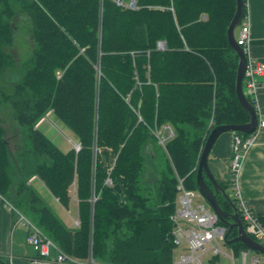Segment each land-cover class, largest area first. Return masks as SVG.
<instances>
[{
    "label": "trees",
    "instance_id": "1",
    "mask_svg": "<svg viewBox=\"0 0 264 264\" xmlns=\"http://www.w3.org/2000/svg\"><path fill=\"white\" fill-rule=\"evenodd\" d=\"M129 1L0 0V79L16 66L6 49L17 18L32 38L14 84L4 90L0 80V105L11 107L20 140L13 150L0 123V196L68 255L173 264L177 178L196 189L209 131L250 120L236 96L238 57L226 34L236 1ZM47 113L74 134L78 151H61L36 126ZM166 124L174 136L161 148L155 130ZM158 156V175L154 168L145 177L146 162ZM32 176L66 209L74 184V228L43 202Z\"/></svg>",
    "mask_w": 264,
    "mask_h": 264
},
{
    "label": "built area",
    "instance_id": "2",
    "mask_svg": "<svg viewBox=\"0 0 264 264\" xmlns=\"http://www.w3.org/2000/svg\"><path fill=\"white\" fill-rule=\"evenodd\" d=\"M117 3L121 4L120 1H117ZM127 6L131 8L135 7V1L131 0ZM236 42L241 46L246 56L242 80L243 91L246 97L250 99L258 119L256 127L252 132H232L229 173L234 189L233 202L238 210L246 233L256 241L260 240L261 242L259 243L264 245V228L260 219L253 212L248 201L241 196L237 185L245 155L253 145L256 134L264 129V119L259 114L257 97L259 85L264 89V81L260 83L258 80L264 74V64L256 61L250 55V25L248 13L243 15L241 23L239 24ZM42 120L43 118L39 122ZM164 132H167V134ZM155 135L158 142L164 146L174 136V131L170 125L166 124L156 129ZM34 178L35 176L30 177L28 182H31ZM176 190V209L170 216V220L173 223V243L175 246L184 245L189 253L187 255H181L178 261L176 263L173 262V264H203L201 257L206 252H210L211 256L216 257L220 254L227 256L223 248V245L226 243L227 228L225 225L219 223L218 217L210 205L199 194L197 189H188L184 185L183 178L181 177L177 178ZM197 198H201V201L197 200ZM4 203L9 210L17 215L18 222L27 228L26 243L32 245L38 251L40 259L57 264H107L97 262L91 256L83 260L68 255L10 202L4 200ZM75 223L77 225L78 220ZM241 254L242 261L240 264H264V261L260 257H252L247 261L248 250L242 251ZM229 258L233 263L234 258L232 256Z\"/></svg>",
    "mask_w": 264,
    "mask_h": 264
},
{
    "label": "crops",
    "instance_id": "3",
    "mask_svg": "<svg viewBox=\"0 0 264 264\" xmlns=\"http://www.w3.org/2000/svg\"><path fill=\"white\" fill-rule=\"evenodd\" d=\"M246 10L250 25V55L256 61L264 64V0H246ZM238 31L239 27L237 29V34ZM258 80L260 83L263 82L264 74L261 75ZM257 97L259 114L264 119V89L261 85L258 87ZM231 138L232 132L220 134L213 143L208 155L209 169L214 178L223 185L226 184L228 174H230ZM34 181H36V179H34ZM34 181H31V184ZM237 185L241 196L248 201L264 228V129L256 134L253 145L248 149L245 155L239 172ZM63 210L70 214L69 208L67 210L63 208ZM76 210L75 217L71 215L70 221L74 218L76 220ZM61 219L68 227H72V225L65 221V218ZM26 233L27 228L22 223L18 222L17 215L7 208L0 196V257L4 259L5 264H57L40 259L38 251L32 245L26 243ZM236 235L237 229L234 227L228 239ZM231 244L227 245L231 247L232 255L227 254V256L228 258L231 256L234 258L233 263L230 260L231 263L234 264L236 255L246 250H244L245 246L236 250L237 248ZM218 262V256H210L207 264H219Z\"/></svg>",
    "mask_w": 264,
    "mask_h": 264
},
{
    "label": "rangeland",
    "instance_id": "4",
    "mask_svg": "<svg viewBox=\"0 0 264 264\" xmlns=\"http://www.w3.org/2000/svg\"><path fill=\"white\" fill-rule=\"evenodd\" d=\"M14 24H15L14 42H13L11 47H7L6 51L9 52L11 54V56L15 59L16 66L13 68L10 67L9 69L5 70L4 73H2L0 80H1V85L4 86V87H2L4 90H6L7 88L9 89V87L14 84V82H15L14 81L15 78L13 79L14 74L18 72V69H19L21 63L26 58H28V56L31 53V49H32V38L30 35V31L28 28L29 26H28L27 21L22 19V17H19L15 20ZM238 27L239 26H237L235 29V38L237 36ZM56 74H57V78H58L60 76L59 71H57ZM12 114H13L12 109L8 105V103H2L0 105V123L7 130L6 137L10 141L11 148L14 150V148L16 147V145H18L20 140H19V137L17 134L14 135L16 128H17V125H16L14 119H12L13 118ZM42 118H43V120L41 122L38 121L39 122L38 128L48 138H50L59 147V149L61 151L66 152L70 148H74L76 151L79 150V148H80L79 143H78V140L76 139V137L74 136V134L61 121H59L52 113H50V114L47 113ZM36 126H37V124H36ZM164 133L167 134V132H164ZM158 144L161 146V148L162 147L164 148V146L162 144H160L159 142H158ZM157 150L160 151L159 148H157ZM156 153H157V151H155V154ZM149 162H151V164ZM146 163L147 164H146V168H145V172H144L145 177H150V176L154 177V175H153L154 168L157 166V168L160 169L161 166L163 165V162H161V160H160V156H158L155 159H152L151 161L148 160ZM155 171H156V168H155ZM156 175H158V171H156ZM34 179H36V181H34ZM34 179L32 180V181H34L32 183V185L36 189H38L43 202H45V204H47L58 216H60L63 219L65 218V221L68 224L72 225L71 228H74V226H76L75 222H76V220H78L77 218H76V220L74 218L75 217V210H76L75 209L76 200H75L74 195H73L74 194V184L71 185L70 189H69L71 200H70V203L68 206V208L70 210V214H68L65 210H63L64 207L61 206L60 203L56 200V198H54L47 191V189L43 186V184L39 180H37L36 177ZM230 181H231V177H230V174H228L227 181L225 184L226 185L225 191L231 198H233L234 197V189H233ZM197 200L201 201V198H197ZM76 208H77V206H76ZM64 209H66V208H64ZM76 213H77V210H76ZM71 215L74 216L73 217L74 219L72 221H70ZM65 216L67 217V219ZM74 220H75V222H74ZM258 242H261V241L258 240ZM223 248L227 254L232 255V250H231V247H229V245L224 244ZM188 253H189L188 250L184 246H182V245L176 246L174 251H173L174 262L176 263L181 255H187ZM210 256H211L210 252H206L205 254H203L201 257L202 263L207 264V261H208ZM252 257H260L262 259V261H264V255L263 254H261L257 251L248 250L247 261H249ZM218 258H219V262H218L219 264H232L230 259L226 255L220 254L218 256ZM241 258H242V254L238 253L235 257L234 264H239L241 262ZM186 264H190V263H186Z\"/></svg>",
    "mask_w": 264,
    "mask_h": 264
},
{
    "label": "water",
    "instance_id": "5",
    "mask_svg": "<svg viewBox=\"0 0 264 264\" xmlns=\"http://www.w3.org/2000/svg\"><path fill=\"white\" fill-rule=\"evenodd\" d=\"M236 9L234 16L227 27V39L231 47L235 50L238 57V64L236 68V78H235V92L240 105L249 112L250 120L244 124H223L214 126L207 135L205 142L202 146L201 152L196 166V189L199 194L205 199V201L210 205L212 210L218 217V220L225 225L226 230V243L231 244L234 242H240L245 246L244 250H253L261 254H264V245L256 241L254 238L249 236L244 230L243 223L238 214V210L233 203L230 196L226 193L225 189L219 184V182L212 175L208 166V155L211 147L218 136L224 132H241L250 133L252 132L257 124V114L256 111L248 100L243 91L242 80L244 76V69L246 63V56L241 48L236 42L234 36V29L241 23L244 14L243 0H235ZM165 43L161 41V47L164 48ZM210 185H209V184ZM221 195L231 206L232 211L227 212L223 210L220 205L217 196ZM236 227L237 235L229 238L232 229Z\"/></svg>",
    "mask_w": 264,
    "mask_h": 264
},
{
    "label": "bare ground",
    "instance_id": "6",
    "mask_svg": "<svg viewBox=\"0 0 264 264\" xmlns=\"http://www.w3.org/2000/svg\"><path fill=\"white\" fill-rule=\"evenodd\" d=\"M159 46L161 47V42H159ZM57 73V72H56ZM13 119V118H12ZM4 124V123H3ZM173 127V126H172ZM151 156V155H150ZM231 182V181H230ZM223 187V186H222ZM233 199V198H232ZM4 202V201H3ZM220 222V221H219ZM207 257V256H206ZM215 260V259H214ZM209 264V263H208ZM216 264V263H215Z\"/></svg>",
    "mask_w": 264,
    "mask_h": 264
},
{
    "label": "flooded vegetation",
    "instance_id": "7",
    "mask_svg": "<svg viewBox=\"0 0 264 264\" xmlns=\"http://www.w3.org/2000/svg\"><path fill=\"white\" fill-rule=\"evenodd\" d=\"M209 184V183H208ZM210 185V184H209ZM220 207L223 209L222 205L219 203ZM224 210V209H223ZM227 212H230V211H227Z\"/></svg>",
    "mask_w": 264,
    "mask_h": 264
}]
</instances>
